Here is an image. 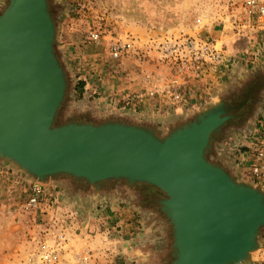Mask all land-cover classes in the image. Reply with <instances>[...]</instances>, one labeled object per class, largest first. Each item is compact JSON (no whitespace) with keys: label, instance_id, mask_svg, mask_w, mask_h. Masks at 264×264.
I'll return each instance as SVG.
<instances>
[{"label":"rangeland","instance_id":"374dc122","mask_svg":"<svg viewBox=\"0 0 264 264\" xmlns=\"http://www.w3.org/2000/svg\"><path fill=\"white\" fill-rule=\"evenodd\" d=\"M48 2L56 23L55 52L68 83L59 122L101 123L115 118L165 136L219 100L245 104L238 118L214 135L207 156L229 164L235 174L241 170L243 181L264 189V176L254 173L256 156L264 148V20L260 21L257 7H247V0ZM8 3L0 0V13ZM92 31H98L102 40L93 41ZM191 31L224 44L228 65L221 74L208 83H185L184 98L177 103L167 96L138 104L126 101L124 95L141 88L153 69L158 68L163 79L173 73L158 62L149 42ZM126 35L139 38L141 51L112 59L110 43ZM80 80L86 82L82 97L76 91ZM257 85L255 97L246 99L247 89ZM171 114L173 121L165 123ZM235 174V180L242 181ZM33 181L38 180L0 159V264H168L172 260V225L145 195V187L157 188L115 180L96 187L60 175L41 181L45 189L41 204L31 209L25 204ZM42 246L55 251L54 263L40 259ZM254 255L264 260V230L261 248Z\"/></svg>","mask_w":264,"mask_h":264},{"label":"water","instance_id":"95a60500","mask_svg":"<svg viewBox=\"0 0 264 264\" xmlns=\"http://www.w3.org/2000/svg\"><path fill=\"white\" fill-rule=\"evenodd\" d=\"M48 0H9L0 13V159L38 181L60 175L99 187L145 183L165 194L173 230L168 264L256 260L264 230V189L237 181L207 153L233 115L223 100L165 136L122 120L57 122L67 92L55 52Z\"/></svg>","mask_w":264,"mask_h":264},{"label":"built area","instance_id":"2783aa9c","mask_svg":"<svg viewBox=\"0 0 264 264\" xmlns=\"http://www.w3.org/2000/svg\"><path fill=\"white\" fill-rule=\"evenodd\" d=\"M247 7H257L260 21L264 20V4L256 3V0H247ZM91 39L95 42L102 40L98 31L90 32ZM109 46V54L114 60L138 54L141 51V42L135 36L126 35L123 38L112 40ZM148 48L158 55V62L173 69V73L163 79L162 72L155 68L145 78L141 88L131 90L124 95L126 101L131 103H143L145 99L159 100L164 97L177 103L183 100V86L190 80L208 83L214 81L221 71L227 67L228 59L224 44L218 40L204 39L195 31L170 33L162 38L151 40ZM256 158L259 160L254 166V173L264 176V148ZM44 184L41 181H33L29 184L25 207L37 208L40 206L44 195ZM40 259L46 263H54L58 259L54 250L48 246L40 248ZM244 264H264V260L256 259Z\"/></svg>","mask_w":264,"mask_h":264},{"label":"flooded vegetation","instance_id":"af4514ba","mask_svg":"<svg viewBox=\"0 0 264 264\" xmlns=\"http://www.w3.org/2000/svg\"><path fill=\"white\" fill-rule=\"evenodd\" d=\"M257 88H258V85H257V87L250 86L247 89L248 91L246 93V99H250L251 94H252L253 97H255V92L257 91ZM229 105L233 107V109H231L229 111V114L233 115V117L231 119H229V120L238 118V116L240 115L241 111L243 110V108L245 106V104L242 105V106L237 105L235 102L229 103ZM229 120H227V122ZM121 182H125V183L128 184L127 181L121 180ZM143 184H145V183H143ZM128 185H130V184H128ZM130 186H132V185H130ZM144 190H146L145 195H147V197L150 199V202L153 203V204H155V205L157 204V205L160 206V199L163 198V197H165V194L163 193V191H161L159 189H155L154 190L152 187L151 188L150 187H145Z\"/></svg>","mask_w":264,"mask_h":264},{"label":"crops","instance_id":"0c3cea01","mask_svg":"<svg viewBox=\"0 0 264 264\" xmlns=\"http://www.w3.org/2000/svg\"><path fill=\"white\" fill-rule=\"evenodd\" d=\"M159 100H160V99H159ZM161 100H164V99L161 98ZM182 109H183L182 107L177 108V112H181ZM177 114H178V113H177ZM95 116H97V115H95ZM153 116H154V115H153ZM170 116H171L172 118L169 117L170 119H168V120H164L165 123H170V122L173 121V114H171ZM152 118H154V117H152ZM112 119L114 120L115 118H110L109 120H112ZM115 120H119V119H115ZM219 164H220V163H219ZM222 165H223V164H222ZM224 165H225V167H226V168H227L232 174H235V171H233V169H231V168L228 167L229 164H226V163H225ZM224 165H223V166H224ZM235 175H237L238 177H240L241 180H244V178H245V177H244V176H245V173L242 174L241 170H240L237 174H235Z\"/></svg>","mask_w":264,"mask_h":264},{"label":"trees","instance_id":"16d2710c","mask_svg":"<svg viewBox=\"0 0 264 264\" xmlns=\"http://www.w3.org/2000/svg\"><path fill=\"white\" fill-rule=\"evenodd\" d=\"M85 86H86V82H84L83 80H80L78 82V84L76 85V91H77V94L79 95V97H82V95L84 94ZM57 122L62 123V122H59V117H57Z\"/></svg>","mask_w":264,"mask_h":264},{"label":"bare ground","instance_id":"6f19581e","mask_svg":"<svg viewBox=\"0 0 264 264\" xmlns=\"http://www.w3.org/2000/svg\"><path fill=\"white\" fill-rule=\"evenodd\" d=\"M257 250H251L249 253L250 255L254 256V253L256 252Z\"/></svg>","mask_w":264,"mask_h":264}]
</instances>
